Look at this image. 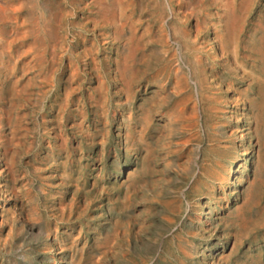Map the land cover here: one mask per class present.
Wrapping results in <instances>:
<instances>
[{"label": "rangeland", "instance_id": "obj_1", "mask_svg": "<svg viewBox=\"0 0 264 264\" xmlns=\"http://www.w3.org/2000/svg\"><path fill=\"white\" fill-rule=\"evenodd\" d=\"M0 264H264V0H0Z\"/></svg>", "mask_w": 264, "mask_h": 264}]
</instances>
